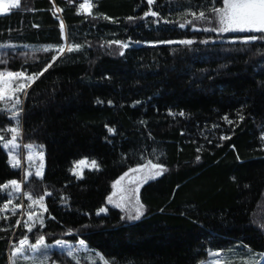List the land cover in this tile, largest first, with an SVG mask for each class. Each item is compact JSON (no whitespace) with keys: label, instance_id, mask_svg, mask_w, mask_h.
Wrapping results in <instances>:
<instances>
[{"label":"trees","instance_id":"obj_1","mask_svg":"<svg viewBox=\"0 0 264 264\" xmlns=\"http://www.w3.org/2000/svg\"><path fill=\"white\" fill-rule=\"evenodd\" d=\"M83 2L21 0L0 14V45L14 55L6 66L43 73L20 95L19 143L44 152L43 178L24 181L0 146V184L22 180L24 193H51L44 226L31 233L16 225L19 211L0 212L9 217L0 219V264H10L7 254L25 234L31 242L44 234L49 244L84 239L91 258L77 254L80 264H103L100 256L110 264H198L208 249L235 243L264 252V40L246 44L232 38L251 33L181 28L192 19L182 10L198 11L205 0H155L152 9L168 21L159 24L143 16L147 0H92L91 15L78 11ZM183 39L194 43H158ZM66 43L82 48L55 62L54 50L36 51ZM9 116L0 113V129L15 123ZM84 157L100 168L77 179L70 169ZM146 159L167 171L140 187L144 214L122 219L123 211L107 206L97 215L112 183ZM50 257L72 264L56 249Z\"/></svg>","mask_w":264,"mask_h":264},{"label":"snow or ice","instance_id":"obj_2","mask_svg":"<svg viewBox=\"0 0 264 264\" xmlns=\"http://www.w3.org/2000/svg\"><path fill=\"white\" fill-rule=\"evenodd\" d=\"M21 0H0V14L8 13L9 9L20 5ZM72 3V0H69ZM155 0H147V5L149 6L148 11L143 13L145 18L151 16L156 18L155 22L159 24L161 20L165 23L168 21L161 17L159 11L152 9V5ZM218 0H205L202 6H199V10H194L192 6L184 8L182 10V15L185 17L191 16L192 19H187L184 23H180V27L184 28L187 25H191L194 30H202L205 32L212 33H228V32H239V33H251L243 36L233 37L232 41L237 40L243 43H251L257 40H264V0H222V5L217 6ZM189 5H191V0H189ZM95 7L92 0H84L83 3L79 4L78 11L92 14V9ZM59 11H62L58 9ZM106 19H112L111 17H105ZM129 20L134 19L133 17H128ZM197 21L202 24L209 25L208 27L198 28ZM59 28L62 34L65 33V23L62 19L59 22ZM260 34L259 36L256 34ZM67 40V37H65ZM113 43V42H109ZM116 44H122L123 48H127L129 45L122 41H114ZM156 43V42H154ZM158 43H179L184 45H192L194 40L183 39L179 41H160ZM202 43H208V40L202 41ZM0 47H12L10 45H0ZM82 48L79 43H66L65 45H45L36 51L49 52L54 50L55 54L51 56V60L55 62L57 57H62L66 52L71 53L73 51H78ZM122 54V53H121ZM26 55V54H24ZM6 63V61L0 60V64ZM52 64L49 63L43 69L47 71ZM43 73H32L27 74L24 71H11L7 68L0 70V102L4 103V107L0 108V113L8 114L10 113L9 120L14 121L8 124L6 128L0 129V133H9V139L5 138V135L0 134V146L7 151L9 157V163L13 169L21 168V155L20 148L21 144L18 142L23 133V127L21 124V113L23 108L22 100L20 95H27V88L38 78L39 75ZM11 102V106L8 103ZM109 104L112 101H108ZM138 103V102H137ZM175 115L174 113H170ZM180 116H184L185 113L181 111ZM224 119H228L227 116ZM239 119L243 120L244 116L239 115ZM232 123L231 120L228 121ZM108 131L114 133L116 129L109 127ZM150 135V134H149ZM261 139L264 140V133L261 134ZM27 150L26 159L29 161L30 168H35V176L43 178L44 170V152L42 150L37 151V148L43 149V145L26 144L23 146ZM200 151V149H197ZM39 160V164H35V161ZM196 160H200L197 156ZM99 169L100 164L96 159H91L84 157L79 160L73 161V167L70 171L73 173L77 179L84 175V169ZM166 166L160 162H153L152 159H146L145 163L137 164L135 167H129L128 171L124 172L122 176L113 182L112 188L113 192L107 197L109 204L116 208L121 209L125 213L122 219L127 218L129 220L139 219L145 210V206L141 203L139 199V191L142 184L147 183L149 180H153L166 172ZM33 175L31 170H26L24 173V178L27 180ZM126 181V183H124ZM22 191V183L19 180L11 179L2 184H0V212L7 213L11 210L12 214L15 215L17 208H22L21 204H15V207L10 209L13 205L14 200L12 199L14 193H19ZM28 200L31 201L29 205V210L27 212V220L24 222L23 227L28 229V232H33L37 224L42 228L44 226L45 217L44 212L48 211L47 205L45 204V196H50L51 193L45 191L44 195L34 196L31 191L25 192ZM7 197V198H5ZM67 203V200L63 201ZM38 206L41 210L40 213L35 211V207ZM108 209L106 207H101L97 210V215L101 213H106ZM9 217L7 215L0 216V219L7 220ZM54 218V217H53ZM16 225H20L21 221L16 220ZM0 231H6V229H0ZM76 231L75 229L69 228L67 230L68 234ZM77 246L79 249L87 248L86 241L84 239H79L73 244L70 240L57 239L52 244L46 242V236L44 234H39L35 242H31L29 236L25 234L18 242L17 245L13 246L12 252V264H16L15 257L22 256L23 259L28 262V264H56V261L50 257L53 249H57L59 253L70 258L72 264H80V258L77 257L76 251ZM223 250H209V258L207 264H228L227 261L221 259ZM103 264H110L109 260L103 256H100ZM91 264H96L95 260L91 261ZM114 264V262H112ZM201 264H205L201 261ZM244 264H259L254 258L250 257L244 262Z\"/></svg>","mask_w":264,"mask_h":264},{"label":"rangeland","instance_id":"obj_3","mask_svg":"<svg viewBox=\"0 0 264 264\" xmlns=\"http://www.w3.org/2000/svg\"><path fill=\"white\" fill-rule=\"evenodd\" d=\"M4 49V47H0V60H2V61H6V63L8 62V61H10L11 60V58L14 56L13 55V52H7V51H5V50H3ZM6 63H3V64H0V70H2L3 68H7L8 70H9V68L6 66ZM22 98L23 97H21V100H22ZM14 124V123H13ZM9 138H11L10 137V134H9ZM8 138V139H9ZM19 142V141H18ZM34 145H36V144H34ZM40 150H42V149H39V148H37V151H40ZM43 151V150H42ZM21 168L23 169V171H22V175H23V178H24V173H25V171L26 170H31L32 172H33V174L35 175V168L34 167H31L30 168V165H29V161L26 159V157H27V150L23 147V146H21ZM82 159V158H81ZM91 159H89V161H90ZM35 164H39V160H36L35 161ZM73 167V166H72ZM86 169H89V168H85L84 170H86ZM89 170H92V169H89ZM128 171V170H127ZM126 172V171H125ZM72 173V172H71ZM73 174V173H72ZM124 174V173H123ZM123 174H121L120 176H122ZM119 176V177H120ZM76 177V176H75ZM119 177L117 178V179H119ZM157 178V177H156ZM116 179V180H117ZM115 180V181H116ZM24 181H25V178H24ZM150 181V180H149ZM21 183H22V180H21ZM124 183H126V181L124 182ZM113 184V183H112ZM23 185V184H22ZM143 185V184H142ZM141 185V186H142ZM113 192V188L111 187V191H110V193H109V195L111 194ZM24 192L23 191H21V192H19V193H14L13 194V197H12V199L14 200V203H13V205H11L10 206V209L12 208V207H15V204H21L22 205V208H17L16 209V211H19V213H20V215H21V217H22V219H19L21 222H22V225L24 224V222L27 220V212L29 211V210H31L30 208H29V205L31 204V201H29L28 200V198H27V196H25L24 194H23ZM108 195V196H109ZM107 196V197H108ZM107 206H112V207H114L113 205H111V204H109L108 203V201H107V199H106V204L105 205H103L102 207H106L107 208ZM35 207V211L37 212V213H40V209H39V207L38 206H34ZM116 208V207H115ZM119 209V208H118ZM121 210V209H120ZM11 211V210H10ZM96 214H97V212H96ZM101 214H105V213H101ZM27 229V228H26ZM76 243V242H75ZM75 243H73V244H75ZM18 244V243H17ZM16 244V245H17ZM57 250V249H56ZM209 250L210 249H208L207 250V254H206V257L203 259V260H201V261H204L205 262V264H207V262H208V258H209V256H208V254H209ZM211 250H213V251H216L215 249H211ZM218 250H223V253H222V256H221V259H222V262L223 261H227L228 262V264H244V262L246 261V260H248L250 257H252V258H254L256 261H258L259 262V264H264V252H259V251H255V250H252L251 248H249L247 245H245V244H242V243H235L234 245H231V246H229V247H227V248H224V249H218ZM84 252H86L87 253V258L88 259H90L91 257H90V251H89V249L88 248H85V249H79V247L77 246V251H76V255L77 254H80V253H84ZM95 257H98V254H95ZM7 258H9L10 260H9V262H10V264H12V259H13V257H12V252H11V250H10V252L7 254ZM15 261H16V264H28V262H26L24 259H23V257L22 256H16L15 258ZM201 261L198 263V264H201Z\"/></svg>","mask_w":264,"mask_h":264}]
</instances>
